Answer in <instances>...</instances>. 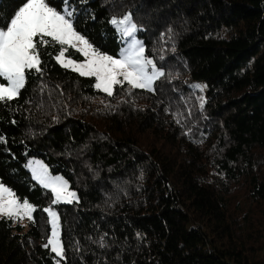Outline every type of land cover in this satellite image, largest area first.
Masks as SVG:
<instances>
[{
    "label": "trees",
    "instance_id": "obj_1",
    "mask_svg": "<svg viewBox=\"0 0 264 264\" xmlns=\"http://www.w3.org/2000/svg\"><path fill=\"white\" fill-rule=\"evenodd\" d=\"M22 2L0 0V21ZM70 2L76 31L112 56L111 18L130 13L165 76L154 92L125 84L109 97L57 63L59 45L41 49L43 75L0 102V181L37 209L27 227L0 217V264H56L50 206L62 264H264V0ZM28 158L77 199L53 205Z\"/></svg>",
    "mask_w": 264,
    "mask_h": 264
},
{
    "label": "snow or ice",
    "instance_id": "obj_2",
    "mask_svg": "<svg viewBox=\"0 0 264 264\" xmlns=\"http://www.w3.org/2000/svg\"><path fill=\"white\" fill-rule=\"evenodd\" d=\"M75 15L76 10L70 0H62L59 9L52 6L50 0H23L7 20L0 21V78L6 81V84L0 83V102L8 103L18 97L26 86L27 75L33 71L43 75L41 49L56 45L60 46L54 57L58 64L80 76L94 77L95 88L109 97L113 96L116 86L125 84L130 90L155 91V82L164 77L165 72L146 55L143 41L136 38L139 29L130 13L121 18L113 17L110 21L126 45L121 49L119 58L100 52L77 32L74 27ZM69 48L82 53L85 60L78 63L66 57ZM197 87L202 90L206 86ZM200 99L203 106V98ZM0 143L7 141L0 137ZM33 176L44 188L51 190L53 205L72 203L77 199L76 193L69 191L67 181L59 176H51L43 165L33 168ZM36 211V207L26 198L21 201L12 189L0 181V217L27 218L35 222L33 213ZM43 211L48 214L51 229L44 247L50 248L59 258L56 264H60L65 251L60 217L51 206Z\"/></svg>",
    "mask_w": 264,
    "mask_h": 264
},
{
    "label": "rangeland",
    "instance_id": "obj_3",
    "mask_svg": "<svg viewBox=\"0 0 264 264\" xmlns=\"http://www.w3.org/2000/svg\"><path fill=\"white\" fill-rule=\"evenodd\" d=\"M126 14H128V13H126ZM126 14H124V15H126ZM124 15H122V16H119V17H116V18H121V17H123ZM112 19V18H111ZM119 34V33H118ZM119 37H120V35H119ZM137 38V37H136ZM138 39V38H137ZM140 40V39H139ZM121 42H122V45H121V47H120V49H119V52H118V56H113V57H115V58H119V55H120V52H121V49L123 48V47H125L126 45H125V43L121 40ZM82 54V53H81ZM108 55V54H107ZM112 56V55H111ZM67 57V56H66ZM68 58H71V57H68ZM72 60H74L73 58H71ZM85 60V57L83 56V59L82 60H80V59H75L74 61H76V62H78V63H81V62H83ZM0 83H2L1 81H0ZM5 84H6V81L4 82ZM197 85H199V86H205V84H204V82L203 81H197V82H195V85H194V88H195V90H196V92L199 94V96H200V98L202 97L203 99H204V92H205V87H203V89L201 90V88H199V87H197ZM38 165H43L44 167H46L47 169H48V172H49V174L51 175V176H53V177H55V176H59V177H62L64 180H66L67 181V183H68V187H69V191H74L73 189H71L70 188V185H69V182H68V180L64 177V176H62L61 174H53L51 171H50V169L48 168V166H47V164L41 159V158H28L27 159V161H26V163H25V167H26V169L31 173V175L33 176V168L34 167H37ZM33 178H34V176H33ZM36 180V179H35ZM37 181V180H36ZM38 182V181H37ZM39 183V182H38ZM40 184V183H39ZM41 185V184H40ZM7 187V186H6ZM50 190V189H49ZM51 191V190H50ZM75 192V191H74ZM76 193V192H75ZM52 197H53V195H52ZM53 199H54V197H53ZM59 203H64V202H59ZM54 209V208H53ZM55 210V209H54ZM56 211V210H55ZM57 212V211H56ZM48 215V214H47ZM14 221H15V223H20V224H22V225H24V227H27V223H28V219L27 218H24V219H22V220H20V219H14ZM51 231V230H50ZM50 235V234H49ZM49 238V237H48ZM56 259L58 260V257H56ZM60 264H62L61 263V261H60Z\"/></svg>",
    "mask_w": 264,
    "mask_h": 264
}]
</instances>
